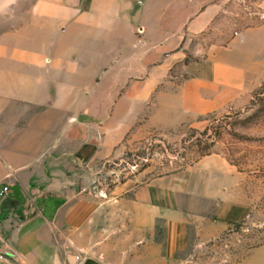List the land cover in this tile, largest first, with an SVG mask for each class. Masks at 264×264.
<instances>
[{
    "label": "crops",
    "instance_id": "crops-1",
    "mask_svg": "<svg viewBox=\"0 0 264 264\" xmlns=\"http://www.w3.org/2000/svg\"><path fill=\"white\" fill-rule=\"evenodd\" d=\"M225 0H0V261L170 264L249 212L222 154L103 197L126 137L244 108L264 74V22L170 78ZM135 129V130H134ZM79 257V259H77ZM237 264H264V243Z\"/></svg>",
    "mask_w": 264,
    "mask_h": 264
},
{
    "label": "rangeland",
    "instance_id": "rangeland-1",
    "mask_svg": "<svg viewBox=\"0 0 264 264\" xmlns=\"http://www.w3.org/2000/svg\"><path fill=\"white\" fill-rule=\"evenodd\" d=\"M264 22V0H225L218 17L203 33L188 38L183 64L170 70V78L187 79L199 71L218 45L236 32ZM264 75V74H263ZM251 93L242 109L211 113L191 124L158 130L143 129L128 136L121 155L105 162L90 188L100 196L112 194L118 182L139 183L158 175L176 173L212 153L225 156L241 172L242 189L249 199V212L214 239L186 244L170 264H237L252 249L264 243V84ZM256 91V92H255ZM255 92V94H254ZM250 101V100H249ZM208 127V131L203 133ZM135 130V129H134ZM0 264H11L3 259Z\"/></svg>",
    "mask_w": 264,
    "mask_h": 264
},
{
    "label": "water",
    "instance_id": "water-1",
    "mask_svg": "<svg viewBox=\"0 0 264 264\" xmlns=\"http://www.w3.org/2000/svg\"><path fill=\"white\" fill-rule=\"evenodd\" d=\"M13 204H17V202L13 201L11 198H6L1 204V209H9L13 206ZM3 258L11 264H20L18 261H16L9 255H5L3 256Z\"/></svg>",
    "mask_w": 264,
    "mask_h": 264
},
{
    "label": "built area",
    "instance_id": "built-area-1",
    "mask_svg": "<svg viewBox=\"0 0 264 264\" xmlns=\"http://www.w3.org/2000/svg\"><path fill=\"white\" fill-rule=\"evenodd\" d=\"M8 192H9L8 185H2L0 188V198L5 199L8 195ZM77 259H79V257H77Z\"/></svg>",
    "mask_w": 264,
    "mask_h": 264
},
{
    "label": "trees",
    "instance_id": "trees-1",
    "mask_svg": "<svg viewBox=\"0 0 264 264\" xmlns=\"http://www.w3.org/2000/svg\"><path fill=\"white\" fill-rule=\"evenodd\" d=\"M263 84H264V82H262V83L259 85V89L262 88ZM255 92H256V91H255ZM255 92H254V94H255ZM250 102H251V99H250L249 103H250ZM207 131H208V127H206V128L204 129L203 133H206Z\"/></svg>",
    "mask_w": 264,
    "mask_h": 264
}]
</instances>
